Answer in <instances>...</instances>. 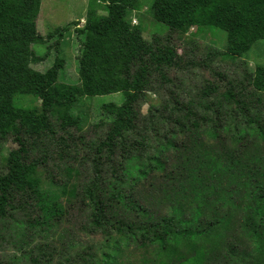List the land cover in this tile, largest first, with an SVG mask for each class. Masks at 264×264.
<instances>
[{
    "label": "trees",
    "instance_id": "trees-1",
    "mask_svg": "<svg viewBox=\"0 0 264 264\" xmlns=\"http://www.w3.org/2000/svg\"><path fill=\"white\" fill-rule=\"evenodd\" d=\"M42 2L0 0V245L22 253L5 264H264V63L242 60L264 42V0H153L152 18L193 55L203 37L215 44L207 68L240 62L232 81L212 72L218 82L190 93L178 45L132 25L139 0H90L78 83H60L79 25L42 36ZM109 95L122 103L101 108L95 139L72 134L79 101ZM6 142L18 149L3 155Z\"/></svg>",
    "mask_w": 264,
    "mask_h": 264
},
{
    "label": "rangeland",
    "instance_id": "rangeland-1",
    "mask_svg": "<svg viewBox=\"0 0 264 264\" xmlns=\"http://www.w3.org/2000/svg\"><path fill=\"white\" fill-rule=\"evenodd\" d=\"M90 0H43L40 17L37 21L38 32L42 36H46L54 30L55 28L64 27L67 24H72L77 22L79 26H72L71 31L66 34L65 39L63 40L60 47V56L65 60V67L61 71L59 76V82L69 85H75L78 83L79 74H78V56L81 49V36L75 32V29L81 28L85 23V18L87 15V10L89 8ZM153 0H139L140 9L136 12H132L130 14V18L132 19L133 26H142L145 29L144 38L148 41H151L152 38L157 35L162 39H168L171 42H174L178 45V53L182 56L181 69L175 70V76L178 77V80L185 85V91L191 92L195 89L196 85H200L204 79L212 80L211 82L214 84L218 82L219 77H211L212 72L221 73L226 79L232 81L234 77H238L240 75L239 69V61L233 63L230 60H223L222 57H217L212 60L211 69L207 68L206 65L209 64L208 54L211 52H216L217 48L215 44H210V40H205L204 37L201 41H196L195 46L198 45V51H196V55L192 54V46L184 45L183 38L178 35L179 33L175 31H171L168 28L158 24L154 18L149 13V8ZM191 32H194L192 30ZM222 33V32H221ZM216 40V39H215ZM194 42V41H193ZM192 42V43H193ZM264 42L258 45V48H253L246 56L242 58V60H246L249 64V70L254 71L255 67L258 64H263L264 61V52L261 51V46ZM210 47H209V46ZM34 51L39 56H45L46 51L42 48H34ZM56 54L52 51L49 58L45 61L40 62L34 66V69L39 72H46L50 69L55 61ZM251 60V61H250ZM255 63H254V62ZM186 70H182L185 69ZM151 102L156 105L161 101V98H166L165 96H161L157 98L154 95H150ZM80 104L77 105L74 113L76 116H79L85 122L83 132H76L72 129L70 132L75 136H80L82 133H86L85 139L89 140L95 139L94 136L88 135L90 128L94 124H98L102 115L101 108L105 104H115L122 103V99L119 96H103L97 97L94 99H81L79 101ZM35 105H39L40 102H34ZM25 106H32L31 103L25 102ZM150 103L144 104L142 106L143 114H146ZM106 128H103L97 131V135H100L102 131ZM18 149L16 144L12 142H6L3 145L2 153L3 155H8L9 151ZM171 153V152H169ZM168 155L170 156L171 154ZM83 156V157H82ZM85 157V152L78 156V160ZM167 163L173 164L172 157H169ZM159 183H162L159 180ZM146 190L150 194L151 191L148 189V184L146 185ZM154 196L150 202L148 203V208L157 209L159 207V199L160 196L154 193ZM66 232H62L63 234H72V228H69ZM15 256L21 257L22 253L12 246V244H1L0 245V264H5L6 261H10V259Z\"/></svg>",
    "mask_w": 264,
    "mask_h": 264
},
{
    "label": "clouds",
    "instance_id": "clouds-1",
    "mask_svg": "<svg viewBox=\"0 0 264 264\" xmlns=\"http://www.w3.org/2000/svg\"><path fill=\"white\" fill-rule=\"evenodd\" d=\"M85 24V23H84Z\"/></svg>",
    "mask_w": 264,
    "mask_h": 264
}]
</instances>
